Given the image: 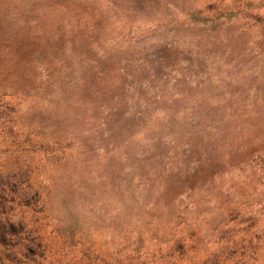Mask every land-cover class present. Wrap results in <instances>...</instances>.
<instances>
[{
	"label": "rangeland",
	"instance_id": "374dc122",
	"mask_svg": "<svg viewBox=\"0 0 264 264\" xmlns=\"http://www.w3.org/2000/svg\"><path fill=\"white\" fill-rule=\"evenodd\" d=\"M247 229L263 262L264 0H0V264H190Z\"/></svg>",
	"mask_w": 264,
	"mask_h": 264
},
{
	"label": "trees",
	"instance_id": "16d2710c",
	"mask_svg": "<svg viewBox=\"0 0 264 264\" xmlns=\"http://www.w3.org/2000/svg\"><path fill=\"white\" fill-rule=\"evenodd\" d=\"M249 228L250 226L248 227V229ZM248 229L243 234L242 239L240 240H233L234 238L224 239L222 238V236H220V245L217 251H214L211 254L207 255L201 261L193 259L190 261V264H264V261H259L260 259L258 258L257 252L259 249V246H257L258 243L256 242V244H253L252 239H250L248 236ZM229 245H233L232 247H230V249L232 250H229ZM237 246L238 248H236ZM12 247V240H7L0 235V249L2 248L0 252V259L1 255H3L7 260L11 261L13 258ZM187 247L188 246L181 240H178L171 244V247L167 249L166 253L168 255L167 257L171 259L169 263L182 264V261L186 260L188 255Z\"/></svg>",
	"mask_w": 264,
	"mask_h": 264
}]
</instances>
